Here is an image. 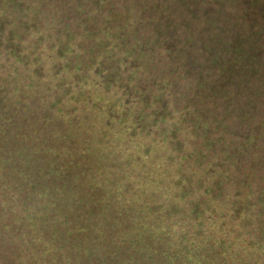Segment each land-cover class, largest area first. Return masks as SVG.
<instances>
[{"label":"trees","instance_id":"trees-1","mask_svg":"<svg viewBox=\"0 0 264 264\" xmlns=\"http://www.w3.org/2000/svg\"><path fill=\"white\" fill-rule=\"evenodd\" d=\"M0 264H264V0H0Z\"/></svg>","mask_w":264,"mask_h":264},{"label":"rangeland","instance_id":"rangeland-1","mask_svg":"<svg viewBox=\"0 0 264 264\" xmlns=\"http://www.w3.org/2000/svg\"><path fill=\"white\" fill-rule=\"evenodd\" d=\"M36 110H40V109H39V108H37V107H36V108H33V109H31V111H32V112H35Z\"/></svg>","mask_w":264,"mask_h":264}]
</instances>
